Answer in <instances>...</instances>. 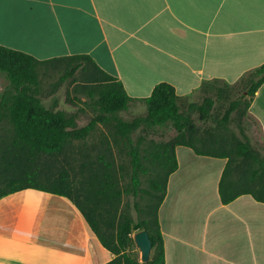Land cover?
Segmentation results:
<instances>
[{
	"label": "crops",
	"instance_id": "1",
	"mask_svg": "<svg viewBox=\"0 0 264 264\" xmlns=\"http://www.w3.org/2000/svg\"><path fill=\"white\" fill-rule=\"evenodd\" d=\"M0 45L44 60L88 54L143 98L160 82L179 102L264 63V0H0ZM247 117L264 148V81ZM158 208L164 264H264V202L220 201L226 158L176 146ZM114 258L66 196L24 188L0 197V264H105Z\"/></svg>",
	"mask_w": 264,
	"mask_h": 264
},
{
	"label": "trees",
	"instance_id": "2",
	"mask_svg": "<svg viewBox=\"0 0 264 264\" xmlns=\"http://www.w3.org/2000/svg\"><path fill=\"white\" fill-rule=\"evenodd\" d=\"M65 65L63 77L73 76L77 71L83 72L89 83L87 90L93 97L97 92L98 112L81 127L76 125V117L56 105L46 106L40 98L39 67L44 69L55 65ZM0 74L8 83L0 95V121L7 119L13 125L10 142L0 147V197L16 190L35 188L68 197L80 210L91 230L101 245L114 254V258L105 264H122L127 255L123 251L122 236L131 232L129 220H123L116 233L108 231L106 223L108 210L105 202L118 198L121 194L112 182L109 162H104L101 169L83 174L77 181L71 174V168L63 163L58 166L59 157L73 140L85 138L98 124L114 121L115 134L130 146L132 162L131 184L133 190L139 185L141 162L137 148L132 146L131 132L141 125L152 130L171 125L175 136L159 146L152 154L161 169L149 180L148 196L155 199L153 219H141L134 223L133 229L143 228L148 232L152 243V257L148 262L132 261L135 264H164L163 236L158 221V208L164 199L169 175L178 166L175 148L187 146L195 154L226 158L225 166L218 182V194L224 204L233 199L249 194L255 200L264 202V157L251 146L248 139L236 140L226 147L223 136L217 133L218 126L225 125L235 110L247 115V110L254 92L264 81V63L252 70L242 80H247L245 95L230 102L224 115L217 120L211 131L201 134L194 123L191 113L198 112L199 118L210 116L213 101L203 99L202 103H190L187 109H181L174 86L160 82L143 98H134L127 94L123 84L115 77L102 70L88 54H73L39 60L19 50L0 45ZM241 80V81H242ZM220 82L213 80L204 83ZM226 84V83H224ZM95 90V91H94ZM247 96V99H244ZM132 101H142L147 111L144 116L130 121L118 119L116 112L126 110ZM216 128V129H215ZM69 163L67 157L63 160ZM85 167V165L83 166ZM240 172L237 179L233 173ZM111 204V203H110ZM108 229V230H107Z\"/></svg>",
	"mask_w": 264,
	"mask_h": 264
},
{
	"label": "rangeland",
	"instance_id": "3",
	"mask_svg": "<svg viewBox=\"0 0 264 264\" xmlns=\"http://www.w3.org/2000/svg\"><path fill=\"white\" fill-rule=\"evenodd\" d=\"M65 65H55L54 67H39L40 78V98L46 106L56 105V109L63 110L67 114H73L76 117L77 127L86 125L90 119L98 112L96 105L97 92L93 97L89 96V83L85 81L83 72L77 71L73 76L63 77ZM7 79L0 74V95L3 92ZM247 80L239 81L235 84H224L222 82H211L203 85L194 96L179 102L180 108L187 109L190 103H202L203 99L210 98L213 104L210 108V116L200 119L198 112L191 113L194 123L198 126L200 133L211 131L223 115L230 102L245 95L247 89ZM95 91V90H94ZM248 97L245 96L244 99ZM241 110L243 105H241ZM241 110H235L231 113L229 120L225 125L218 126L223 136L222 143L229 147L235 144L236 140L244 141L248 139L253 148L264 157V148L253 140V127L251 120L247 115H243ZM147 107L142 101H132L126 110L115 113L118 119L130 121L135 117L144 116ZM114 121L107 124H98L85 138L73 140L65 149L64 155L59 157V165L71 168V174L77 181L82 179L83 174L88 175V169L91 172L98 167L101 169L104 162H109V171L114 188L119 189L121 194L112 201L105 202L104 208L108 210L106 223L109 224L108 231L116 233L118 225L125 219L129 220L131 232L122 236L123 251L127 255L123 258L122 264H135L132 261H141L140 251L135 244L134 234L143 229H133L132 225L141 219H153L155 214V199L148 196L149 180L155 176V171L161 169L158 161L153 159L152 154L159 149L163 143L171 140L176 131L171 125L161 129L152 130L144 125L131 132L132 146L139 152L141 167L139 169L140 183L133 190L131 184L132 162L129 153L130 146L120 136L115 134L113 126ZM216 129V128H215ZM13 134V125L7 119L0 121V147L10 142ZM67 157L69 163L63 160ZM85 165V167H83ZM240 172L233 173V179H237ZM83 180V179H82ZM153 250V249H152ZM151 250L152 257L153 251Z\"/></svg>",
	"mask_w": 264,
	"mask_h": 264
},
{
	"label": "water",
	"instance_id": "4",
	"mask_svg": "<svg viewBox=\"0 0 264 264\" xmlns=\"http://www.w3.org/2000/svg\"><path fill=\"white\" fill-rule=\"evenodd\" d=\"M134 241L140 251L141 262H148L150 260L152 243L149 238L148 232L141 229L134 234Z\"/></svg>",
	"mask_w": 264,
	"mask_h": 264
}]
</instances>
